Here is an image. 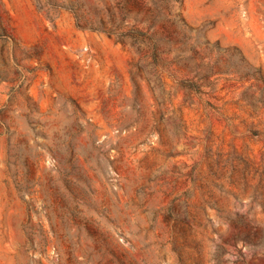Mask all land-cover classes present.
Masks as SVG:
<instances>
[{"label": "rangeland", "instance_id": "1", "mask_svg": "<svg viewBox=\"0 0 264 264\" xmlns=\"http://www.w3.org/2000/svg\"><path fill=\"white\" fill-rule=\"evenodd\" d=\"M0 264H264V0H0Z\"/></svg>", "mask_w": 264, "mask_h": 264}]
</instances>
